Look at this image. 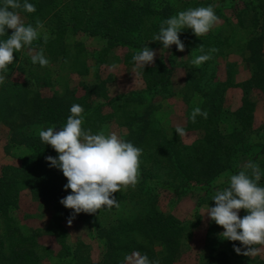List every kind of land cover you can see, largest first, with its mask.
Instances as JSON below:
<instances>
[{
  "label": "trees",
  "instance_id": "1",
  "mask_svg": "<svg viewBox=\"0 0 264 264\" xmlns=\"http://www.w3.org/2000/svg\"><path fill=\"white\" fill-rule=\"evenodd\" d=\"M241 1L243 3H239L235 11L238 25L244 27L243 15L255 9L253 0ZM2 2L0 0V4ZM29 2L35 5L36 11H21V15L27 24L35 25L39 19L48 36L45 41L42 33L31 47L37 52L43 49L49 64L46 67L33 64L28 48H23L14 53V62L8 66L6 81L0 84V125L11 129L13 137H17L18 142L33 153V157L25 159L20 167H4L0 174V264H41L40 252L43 248L38 244V238L43 235L53 237L59 244L58 257L66 264H93L81 243L74 250L67 243V231L62 223L73 210L66 209L59 201L71 190L64 191L67 179L46 162L47 156L56 157L58 153L39 137V130L44 127L56 125L59 129L63 126L73 104H79L85 110L83 127L91 128L95 133L108 120H114L117 127L126 132L122 139L143 149L137 190L130 194L132 207H140L138 214L131 213L124 219H116L101 227L96 224L102 215L99 212L91 215L81 213L75 219L86 223L89 231L96 229L100 259L94 264H121L117 262L118 257L122 259L133 250L147 254L150 260L158 259L160 264H174L185 250L200 218L197 211L188 221H180L171 214L153 212L160 192L180 198L196 190L197 207H214L212 197L215 191L226 187L229 177L237 174L248 160L258 163L262 172L260 185L264 186V132L249 139L253 132L252 104L245 96L238 110L226 111L222 108L220 91L223 85L220 87L219 83L211 81L215 75L208 66L213 57L228 46L229 38L222 33L209 32L197 37L188 29L180 34L185 47H190L197 56L202 54L200 45H203L205 53L211 48L218 49L210 60L199 66L193 65L190 60L185 62L187 90L183 92V101L188 103L196 94L201 97L199 107L208 113L206 119L198 116L195 123L190 116L187 118L183 128L186 132H199L200 138L191 146H185L175 132L176 128L171 129L169 138L152 126L153 100L170 93L175 66L168 59L160 58L154 65L140 70L143 82L140 90L112 98L107 95L106 82L98 77L94 83L83 86L82 98H75L68 88L62 94L52 92L56 72L65 68L78 76L89 72L85 57L80 58L81 44L69 46L66 41L69 35L85 33L103 39L107 49L126 48V56L131 58L146 44L152 48H163L161 43L150 41L168 18L171 7L166 8L170 9L166 15L163 9L152 10L150 3L140 4L130 0ZM187 6L189 3L184 4V7ZM217 6H214L216 14ZM252 20L253 26L259 25L258 17ZM11 33L12 30H7L9 36ZM5 38L0 37V40ZM162 50L168 53L176 50V46ZM257 59L252 53L246 58L252 64L251 78L242 83L241 88L245 95L252 89H258L264 102V78L258 77L264 75V63L260 61L259 65ZM227 77L230 80V75ZM49 88L52 93L47 95L45 90ZM97 100L100 102L97 103ZM105 107L110 108L108 113L103 112ZM221 123L228 124V133L221 132ZM22 189L52 211L48 224L31 230L30 234L22 232L13 216ZM223 231L210 220L205 251L198 264H264L263 261L237 255L233 245L241 247L240 242L221 240L218 234Z\"/></svg>",
  "mask_w": 264,
  "mask_h": 264
},
{
  "label": "rangeland",
  "instance_id": "2",
  "mask_svg": "<svg viewBox=\"0 0 264 264\" xmlns=\"http://www.w3.org/2000/svg\"><path fill=\"white\" fill-rule=\"evenodd\" d=\"M130 1L140 4L150 3L152 10L157 12L163 9L162 12L166 13V15L170 10L166 8L171 7L170 12H168V18L188 8L218 5L216 15L219 17V23L209 33H222L229 40L228 46H225L218 56L213 57L212 62L208 66L211 67L215 75V78L211 81L214 84L219 83L220 87L223 85L220 91L223 97L222 108L226 111L234 112L238 110L243 104L244 97L248 98L254 109L253 132L250 134L249 139L262 135L264 132V102L262 93L258 89H252L245 95L241 84L251 78L252 64L246 60L250 53L256 55L259 59V65L260 61L262 64L264 63V0H262V3H259V0H253L255 10L248 15H243L244 27L238 25L237 12L235 11L239 3H243L241 0L233 2L230 0ZM185 3H189V6L184 7ZM220 3L223 4L221 5ZM230 3L235 4L231 5ZM191 4H193V7H191ZM253 17L259 18L260 23L256 27L253 26ZM22 18L25 21L23 16ZM25 23L27 24L26 21ZM185 30H182L180 34ZM44 32L45 29H43L42 33ZM66 41L69 46L81 44L80 58L84 59L85 57L89 72L84 76L72 74L67 68L56 72L53 76L54 86L52 92L62 94L68 88L75 98H82L84 96L83 86L94 83L96 77L106 82V92L111 98L118 94L140 90L143 87L140 76L141 69L135 67L132 57L128 58L129 56H126V48L116 47L107 49L105 40L90 37L85 33L69 35ZM152 49L157 52L155 61L164 58L170 60L175 66L171 79L170 93L158 96L153 100L154 111L151 114L153 120L152 126L170 138L171 129L177 126L184 127L192 110L201 104V97L196 94H194L188 103L184 102L182 98L183 92L187 90V65L185 66V62L190 60L192 63V60L197 55L190 47H185L184 52H179L176 49L168 53H164L159 46ZM113 65L116 67H113ZM229 75L230 80L227 79ZM258 77L261 79L262 77L264 78V75ZM45 91L47 95L52 93L50 88ZM96 102L99 103L100 101L97 100ZM109 111V107L103 109L104 113H108ZM47 128L44 127L43 129ZM102 129L106 133L115 131L121 138L126 135L125 130L117 127L114 120H108L96 132ZM220 130L222 133L230 131L227 123H221ZM199 138V132H186V136L180 137V140L183 145L191 146ZM18 141L17 137H13L11 129L0 125V174L4 167H20L25 159L33 157L32 151L21 145ZM137 185L138 183L135 187L129 186L126 190L122 189L121 193L114 194L119 202V208L114 207L111 210H100L99 213L102 215L96 220L97 227L106 225V223L116 219H124L131 213L138 214V211H140L139 205L135 209L130 202V194L136 192ZM156 201V208L152 210L153 212H159L164 215L171 214L180 221L190 220L193 212L197 211L200 223L197 227L193 228L192 237L187 241L185 250L174 261V264H198L200 257L203 256L205 251L206 232L210 224V219L206 214L204 215L206 208L197 207L198 192L196 190L190 191L180 198H174L165 192H160ZM239 214L243 217L247 213L245 210H241ZM13 216L22 232L30 234L31 230L44 227L48 224L52 211L36 202L25 189H22L19 193L17 209L14 210ZM62 225L67 231V243L71 247V250H74L81 243L88 253L91 262L93 264L98 262L100 250L96 241V229L92 228L89 231L86 223L77 220L73 221L71 227L68 226L67 220ZM0 237H2V232H0ZM38 244L47 250L42 249V252H40L42 258L41 264H66L62 258L58 257L60 246L53 237L40 236ZM123 259L124 257L122 259L118 257L117 262L122 264ZM251 259L264 262V252L256 257H251Z\"/></svg>",
  "mask_w": 264,
  "mask_h": 264
},
{
  "label": "clouds",
  "instance_id": "3",
  "mask_svg": "<svg viewBox=\"0 0 264 264\" xmlns=\"http://www.w3.org/2000/svg\"><path fill=\"white\" fill-rule=\"evenodd\" d=\"M21 11L34 13L36 7L29 0H3L0 4V37H6L0 40V84L6 81L14 53L23 48H28L33 64L41 67L49 64L43 49L37 52L31 47L41 37L44 24L39 19L35 25L26 24ZM218 23L219 17L213 5L188 8L165 19L150 42L161 43L162 49L175 45L177 51L184 52L185 44L180 39L182 30L191 29L195 36L200 37ZM9 29L12 30L10 36L7 34ZM43 39H48L46 32ZM199 50L202 54L192 60L193 65L207 62L213 53L218 52V49L211 48L205 53L203 45ZM156 55V50L146 44L136 51L132 60L136 68L144 70L146 66L154 65ZM84 111L81 105L73 104L71 114L58 131L56 125L39 131L40 140L58 153L56 157L47 156L46 162L67 179L64 191L71 190L59 201L66 209L73 210L67 218L69 227L81 213L91 215L100 210L119 208L114 194L136 186L142 163L143 149L122 139L117 132L106 133L102 129L93 133L91 128L83 127ZM198 116L206 119L208 113L197 106L191 112V121L195 123ZM175 132L181 138L186 136V130L181 126H177ZM261 176L258 163L246 161L237 174L229 177L226 187L215 191L212 197L215 206H208L204 212L224 229L218 234L221 240L240 242L241 247L233 245L237 255L256 257L264 252V186L260 185ZM241 210L247 213L243 217L239 214ZM122 264H160V261L150 260L147 254L133 250L124 255Z\"/></svg>",
  "mask_w": 264,
  "mask_h": 264
}]
</instances>
